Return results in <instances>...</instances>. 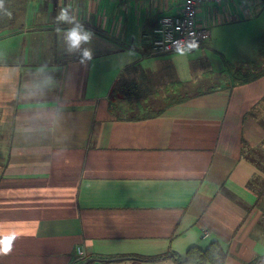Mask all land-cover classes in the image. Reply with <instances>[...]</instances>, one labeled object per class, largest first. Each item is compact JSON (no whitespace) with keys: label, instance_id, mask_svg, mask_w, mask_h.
Returning a JSON list of instances; mask_svg holds the SVG:
<instances>
[{"label":"crops","instance_id":"crops-1","mask_svg":"<svg viewBox=\"0 0 264 264\" xmlns=\"http://www.w3.org/2000/svg\"><path fill=\"white\" fill-rule=\"evenodd\" d=\"M3 2L0 241L11 246L0 264H175L152 258L212 242L224 264H264V75L233 86L224 76L212 93L155 118L118 119V97L138 105L152 94L154 105L174 84L185 90L195 74L224 67L216 56L196 64L188 50L152 54L159 18L179 13L181 1ZM263 5L206 4L198 20L209 30L239 24ZM69 6L94 34L84 64L56 30L70 27L55 21ZM259 31L243 43L251 51L225 60L258 59ZM211 38L202 46L214 47Z\"/></svg>","mask_w":264,"mask_h":264},{"label":"trees","instance_id":"trees-1","mask_svg":"<svg viewBox=\"0 0 264 264\" xmlns=\"http://www.w3.org/2000/svg\"><path fill=\"white\" fill-rule=\"evenodd\" d=\"M264 0H260V4H264ZM6 5L3 2V7L0 8V23H4L6 20ZM224 67L219 76H226L229 79L230 85L246 84L250 83L264 75V51L258 59L254 60L246 66L245 69L240 68L234 63L223 59ZM219 72V71H217ZM216 75L213 73H206L197 82L198 87L191 93L185 92V88L182 83H176L171 88H168L163 94L165 98L159 105H151L154 100L149 95L145 101L141 104L134 105L127 97H118V99L110 102V110L114 113L118 119H132V120H144L155 118L163 113L168 107L179 104L188 98L212 93L215 89L214 85H210L212 82H218ZM220 78V77H219ZM171 258L175 264H224L226 254L217 242H212L205 249L197 246L188 248L183 256H179L175 253L166 254L163 256L155 257L152 259Z\"/></svg>","mask_w":264,"mask_h":264},{"label":"built area","instance_id":"built-area-1","mask_svg":"<svg viewBox=\"0 0 264 264\" xmlns=\"http://www.w3.org/2000/svg\"><path fill=\"white\" fill-rule=\"evenodd\" d=\"M181 10L172 15H163L154 29L152 54H166L181 50L200 47L210 38V30L198 20L199 7L211 3L233 0H180ZM254 1V0H250ZM179 42V44H177ZM195 45V47H191ZM77 249V255H82Z\"/></svg>","mask_w":264,"mask_h":264},{"label":"rangeland","instance_id":"rangeland-1","mask_svg":"<svg viewBox=\"0 0 264 264\" xmlns=\"http://www.w3.org/2000/svg\"><path fill=\"white\" fill-rule=\"evenodd\" d=\"M250 19L255 20L254 23L251 24L249 22L251 21ZM245 20H249V21H244L241 23L239 22V24L238 23L221 24L218 26L216 25L210 26L211 24L209 23L210 30L212 33V38H213L212 42H213L214 47L212 46L211 49H209L208 46L203 47L202 46L203 44H202L201 45L202 49L200 48L197 49L198 47L187 49L188 53L193 54L192 57L196 59V64L197 62L201 64V61L210 62V60L200 59L201 56H205V57L208 56L210 58H213L214 56H216V58L219 59V61L217 60V61H211V62L221 68L223 67L222 61L223 59H225V56L230 55V57H232L233 53H237L238 48L239 49L241 48L243 50V53L247 51L248 52L251 51L252 47L248 48L245 45H243V43H249V40L250 41L258 40L259 33L261 32L259 30H261L262 27L264 26V5L260 10L259 15L251 16L249 18H246ZM247 22L249 23L246 24ZM250 55H251V52H250ZM251 58L250 57L248 58L247 56H245L243 61L236 60L234 63L240 68L245 69L246 66L250 63ZM194 77L195 78L192 80V82H190L188 87L184 90L185 92L191 93L193 90H195L196 87H198L197 82L202 77L198 76V74H195ZM217 78L219 79L218 81L224 80L223 76L218 75ZM216 82H212L210 83V85H214ZM159 104H161V102H157L155 105H159Z\"/></svg>","mask_w":264,"mask_h":264},{"label":"clouds","instance_id":"clouds-1","mask_svg":"<svg viewBox=\"0 0 264 264\" xmlns=\"http://www.w3.org/2000/svg\"><path fill=\"white\" fill-rule=\"evenodd\" d=\"M2 7L3 0H0V8ZM7 14L10 15V13ZM55 21L57 25L61 23L70 25V27L63 30L59 27H57L56 29L57 32L62 31L63 33L65 51L69 55L79 53L80 64H84L86 61H90L93 56L92 50L88 47H82V45L90 44L94 34L90 30H86L77 19V17L71 13L70 6L60 8L58 14L55 17ZM177 44H179V42ZM191 47H195V45H191ZM176 50L180 55L184 54V51H182L179 47H177ZM9 250L10 247L8 248V251Z\"/></svg>","mask_w":264,"mask_h":264},{"label":"snow or ice","instance_id":"snow-or-ice-1","mask_svg":"<svg viewBox=\"0 0 264 264\" xmlns=\"http://www.w3.org/2000/svg\"><path fill=\"white\" fill-rule=\"evenodd\" d=\"M0 245H2V247H0V251L7 252L8 248L11 246V239H4L0 241Z\"/></svg>","mask_w":264,"mask_h":264}]
</instances>
